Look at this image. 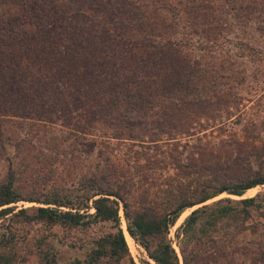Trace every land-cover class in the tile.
I'll list each match as a JSON object with an SVG mask.
<instances>
[{
    "label": "trees",
    "instance_id": "16d2710c",
    "mask_svg": "<svg viewBox=\"0 0 264 264\" xmlns=\"http://www.w3.org/2000/svg\"><path fill=\"white\" fill-rule=\"evenodd\" d=\"M239 1L0 0L1 151L6 141L17 150L21 146L3 134L4 123L28 125L32 119L16 110L35 105L37 117L44 113L48 119L32 121L51 123L55 109L70 101L79 109L73 123L78 131L68 133L80 136L81 153L87 129L105 119L107 141L125 139L154 151L167 143L160 156L135 151L134 161L142 163L129 165L114 161L108 143L100 142L94 166L81 172L79 193L28 189L15 183L17 174L8 165L0 206L41 203L30 214L21 208L11 215L45 229L110 224L83 258L67 264H118L128 254L119 209L127 234L154 264H264V193L235 204L228 198L202 204L222 192L240 196L264 184V138L229 136L212 145L200 136L189 143L174 139L176 133L195 135L190 122L222 101L216 71L233 61L215 53L226 24V18L218 19ZM123 59L131 64L119 68ZM66 119H72L69 113ZM195 205L179 226L177 255L166 233ZM11 212L1 207L0 219ZM15 245L0 238V264H28V255L40 264H57L45 239L34 240L27 255Z\"/></svg>",
    "mask_w": 264,
    "mask_h": 264
},
{
    "label": "rangeland",
    "instance_id": "374dc122",
    "mask_svg": "<svg viewBox=\"0 0 264 264\" xmlns=\"http://www.w3.org/2000/svg\"><path fill=\"white\" fill-rule=\"evenodd\" d=\"M247 2L248 4L245 6ZM239 3H241L240 6L236 5L230 13L226 12L225 15H220V20L218 19L221 22L226 18V24L223 25L225 28H222L223 31L220 32L222 45L215 53L233 61L232 65L218 67L216 71L222 101L207 107L205 113L201 115L199 113L196 119L190 122L189 130L195 135L174 134V139L179 143L193 142L196 136H200L202 141H209L211 145L229 136L247 140L253 137L254 141L264 138V0H244L243 2L240 0ZM162 15L165 14L162 12ZM26 27L24 25V28ZM206 56L205 54L204 59ZM127 58L129 59L128 56ZM204 59L201 58L200 61H204ZM124 61L123 59L119 63V68L131 64L130 61ZM114 62L117 65L118 59ZM203 68L211 72L209 66H203ZM82 69L81 66L80 71ZM114 71L117 73L115 67ZM33 74L37 75L35 71ZM75 107L78 108L73 105L72 101L65 103L64 106L60 105L55 109L52 116L54 119L51 123L32 121L35 118L48 119L44 117V113H42L43 117H37L39 110L35 105L30 104L16 110L17 116L23 117L29 113L31 116L29 118L32 119L28 125L4 123L6 127L3 134L8 136L10 141L13 140L12 142H20L21 146L17 150L14 145L6 141L4 150H0V181L4 177L7 166L11 165L17 174L15 183L28 189H59L60 191L65 189L66 192L79 193L77 190L80 186L81 172L90 170L94 166L96 159L93 153L100 142L108 143L109 147L106 148V152L114 161L127 162L129 165H133L135 162L142 163L141 159L134 161L135 151L147 154L156 152V155L160 156L161 150H166V146L163 144L167 143H161L157 151H154L152 146L143 148L135 142L131 145L133 149H128L131 146L125 139L111 138L107 141L106 137L109 138L110 126L108 120L105 119L106 122L99 120L92 124V128L87 129L83 140L86 153H81L80 136L75 133L69 134L72 128L78 131V127L75 128L73 125L78 117L77 112H79V109H75ZM41 109H44L46 113L47 108L43 106ZM66 109L68 112H64ZM56 112L61 114L59 118L55 117ZM68 113L72 117L70 121L66 119ZM203 132L204 135L201 134ZM66 133H68L67 136ZM160 138V140L166 141L165 135ZM180 148L177 146L178 150ZM165 171L172 172L171 169H161L159 172L165 173ZM256 193H264V184L257 185L240 196L222 192L202 204H211L225 198L229 199L228 203L235 204L238 199ZM41 205V203L25 200L4 205L10 206L12 212L0 219V238L3 236L13 239L16 242L15 247L21 249L25 255L32 252L34 240L45 239L52 248L57 264H67L75 257L83 258L85 252L94 246V241L111 230L109 223H95L83 228L57 226L45 229L41 223L22 221L20 214L11 215L21 208L30 214L36 206ZM199 205L184 209L174 223L169 226L166 239L174 250L176 249L175 252H178V236L176 235L180 224L189 211ZM4 206H0V208ZM89 210L91 212L93 209L89 208ZM119 216L128 254L118 264H144V262L154 264L146 256L144 249L126 233L121 209H119ZM27 257L28 264H40L34 255Z\"/></svg>",
    "mask_w": 264,
    "mask_h": 264
},
{
    "label": "built area",
    "instance_id": "2783aa9c",
    "mask_svg": "<svg viewBox=\"0 0 264 264\" xmlns=\"http://www.w3.org/2000/svg\"><path fill=\"white\" fill-rule=\"evenodd\" d=\"M176 250V249H175ZM176 253H177V255H178V252L176 251ZM178 264H180V262L178 263Z\"/></svg>",
    "mask_w": 264,
    "mask_h": 264
},
{
    "label": "bare ground",
    "instance_id": "6f19581e",
    "mask_svg": "<svg viewBox=\"0 0 264 264\" xmlns=\"http://www.w3.org/2000/svg\"><path fill=\"white\" fill-rule=\"evenodd\" d=\"M127 233V232H126ZM131 242V241H130ZM132 248H133V246H132ZM135 249V248H134ZM139 253V252H138Z\"/></svg>",
    "mask_w": 264,
    "mask_h": 264
}]
</instances>
